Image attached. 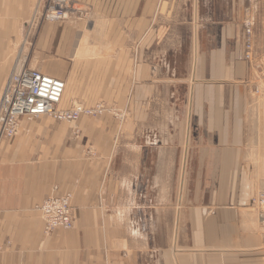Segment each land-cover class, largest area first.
<instances>
[{"label":"crops","instance_id":"crops-1","mask_svg":"<svg viewBox=\"0 0 264 264\" xmlns=\"http://www.w3.org/2000/svg\"><path fill=\"white\" fill-rule=\"evenodd\" d=\"M72 1L93 26L40 28L31 49L24 20L46 0H0V90L23 66L65 82L59 110L105 108L0 139V264H264L250 124L264 100L241 56L245 22L264 54V0L237 13L222 0L221 14L199 0L185 12L182 0ZM65 194L73 228L45 236L37 207Z\"/></svg>","mask_w":264,"mask_h":264},{"label":"built area","instance_id":"built-area-1","mask_svg":"<svg viewBox=\"0 0 264 264\" xmlns=\"http://www.w3.org/2000/svg\"><path fill=\"white\" fill-rule=\"evenodd\" d=\"M64 0H54L48 10L46 19L56 20L65 15ZM50 12V13H49ZM250 34V30L246 31ZM246 58L252 52V41L245 40ZM65 91V84L57 79L43 75L37 70L22 68L12 74L3 86L0 94V139L8 140L18 134L22 121H33L49 117L60 123H77L82 117L95 118L101 116L104 108L95 105L85 108L74 105L69 110H59ZM253 94L264 97V84L253 89ZM77 133V130H75ZM74 132V134H75ZM153 145L156 144L152 143ZM71 194L53 195L46 198L37 207L44 224V234L49 236L58 230H70L74 225L73 209L70 204ZM258 224L264 229V191L254 201ZM264 250V239L262 243Z\"/></svg>","mask_w":264,"mask_h":264},{"label":"rangeland","instance_id":"rangeland-1","mask_svg":"<svg viewBox=\"0 0 264 264\" xmlns=\"http://www.w3.org/2000/svg\"><path fill=\"white\" fill-rule=\"evenodd\" d=\"M53 1L54 0H46L45 5L38 11L37 18L34 21H33V17H30V16L26 20H24V24H23L24 26L22 29V34H23L24 40L26 41L25 46H27L28 48H31V49L34 48V46H35L34 44H35V40H36L35 35H37V31L40 28L56 26L59 29H61V28H65V29H71V28L88 29L89 27L93 26V24L95 23L94 19H93V15H92L91 11L88 9V7H90V6L89 5H86L87 7H85V5L79 6L75 3L73 4L72 0H64L65 1V5H64L65 6V8H64L65 15L61 16L59 19H56V20L46 19V15H47L48 10L50 9L51 3ZM199 1L201 2L200 10L203 11L202 14H206L207 12H210V10L213 9V6L216 9L218 8V12H219V14H221V4H222L221 1L222 0H215L213 3H209L208 0H199ZM226 1L227 0H224V2H226ZM235 2H236V6H235L236 11L235 12L237 13V11H238V7H237L238 0H235ZM190 5H191L190 0H182V4H181V8L183 9L182 11H184V12H185V10L188 11L190 9ZM122 7L123 6H119L120 9H122ZM90 9H91V7H90ZM232 9L234 11V7H232ZM31 14H32V12H31ZM185 14H188V13H185ZM252 23L253 22H245L243 25V30H242V35H241V45H242V55L241 56H242V60L249 66L250 72H251L250 79L248 80V83L250 86V93L252 96H255L257 98L258 96L253 94L254 93L253 89L255 87H259V84L260 85H262V83L264 84V56H263L264 54L262 51H260L259 47L257 46ZM247 30H250V34L246 33ZM247 38L250 40V42L252 41V49H251L252 52L248 53V55H250V56H248V58H246V54L244 52L245 40ZM261 49H263V48H261ZM25 59L28 60V58H25ZM24 68H26V67H24ZM34 70H37V69H34ZM3 86L4 85H2V87H1L0 94L2 92ZM65 92L66 93L63 96L64 97L63 102L66 103V101H68V99H69V97L66 96V94L68 92L67 89ZM258 99L264 100V97H258ZM70 103L71 104L74 103V100H71ZM73 106L74 105H72L71 107H73ZM94 106H92V107H94ZM101 106L103 107V105H101ZM83 107H85V106H83ZM92 107H85V108H92ZM257 109L259 110V112L257 114H255L254 117H251V119H250L251 120V122H250L251 128L254 129V131H252V133H253V137H254V141H255V143H254L255 148L251 149V151L254 152V154L259 153V155L261 156L262 167H264V101L259 102ZM104 110H105V108H104ZM99 117H95V118H99ZM89 119H94V118H89ZM58 123H60V122H58ZM68 124H72V123H68ZM74 132H75V130H73V135L77 136L78 132L77 133L75 132V134H74ZM263 185H264V182H263ZM257 221H258V218H257ZM150 253H151V250H150ZM142 263L145 264V262H142ZM148 264H157L156 256L153 259H150Z\"/></svg>","mask_w":264,"mask_h":264},{"label":"bare ground","instance_id":"bare-ground-1","mask_svg":"<svg viewBox=\"0 0 264 264\" xmlns=\"http://www.w3.org/2000/svg\"><path fill=\"white\" fill-rule=\"evenodd\" d=\"M23 67H21V68H19L17 71H15L13 74H15L16 72H18L19 70H21ZM64 84H65V82H63ZM65 92V91H64ZM62 100H63V98H62ZM62 100H61V102H62ZM61 102L59 103V105L61 104ZM59 105H58V108H59ZM20 128V127H19ZM18 133H19V131H18ZM18 135V134H17ZM65 195H67V194H65ZM71 196V195H70ZM71 199H72V196H71ZM70 204H71V200H70Z\"/></svg>","mask_w":264,"mask_h":264}]
</instances>
